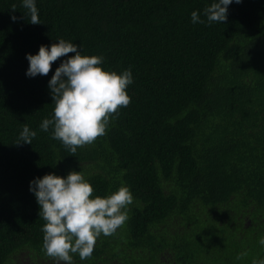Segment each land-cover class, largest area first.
Segmentation results:
<instances>
[{
	"label": "trees",
	"instance_id": "16d2710c",
	"mask_svg": "<svg viewBox=\"0 0 264 264\" xmlns=\"http://www.w3.org/2000/svg\"><path fill=\"white\" fill-rule=\"evenodd\" d=\"M212 2L36 0L33 25L22 0H0V264L26 253L31 264H56L29 184L73 170L94 195L127 185L134 197L127 221L74 264L264 259V0L233 2L225 22L209 24ZM194 10L204 23L191 22ZM59 38L134 77L131 102L106 135L75 153L40 129L55 107L49 80L66 57L46 76H26V54ZM25 124L37 135L16 144Z\"/></svg>",
	"mask_w": 264,
	"mask_h": 264
},
{
	"label": "clouds",
	"instance_id": "9594fccd",
	"mask_svg": "<svg viewBox=\"0 0 264 264\" xmlns=\"http://www.w3.org/2000/svg\"><path fill=\"white\" fill-rule=\"evenodd\" d=\"M243 0H213L204 15L209 24L227 20L229 6ZM30 23L41 24L36 0H22ZM26 17V16H25ZM11 19L15 22L16 16ZM191 22L204 23L198 10L191 13ZM51 46L41 45L37 54H26L29 67L26 76L47 75L53 62L63 59L49 80L53 114L44 118L40 129H51L53 139L60 140L75 153L79 147L93 143L106 135L110 122L119 116V109L131 102L128 87L134 83L131 68L122 72L106 70L102 55H82V45L59 38ZM74 53L73 56L67 54ZM37 132L24 125L16 144H32ZM40 207L43 226V247L56 264H74V254L81 260L89 258L101 235L114 234L128 219V206L133 202L130 186L122 185L109 195H94L92 183L81 171H71L66 177L45 174L30 181ZM264 245V238L259 240ZM252 264H264L254 259Z\"/></svg>",
	"mask_w": 264,
	"mask_h": 264
},
{
	"label": "rangeland",
	"instance_id": "374dc122",
	"mask_svg": "<svg viewBox=\"0 0 264 264\" xmlns=\"http://www.w3.org/2000/svg\"><path fill=\"white\" fill-rule=\"evenodd\" d=\"M16 258L17 259H14V262H19L20 264H31L33 262L32 258L29 257L27 253L22 256L20 255Z\"/></svg>",
	"mask_w": 264,
	"mask_h": 264
}]
</instances>
